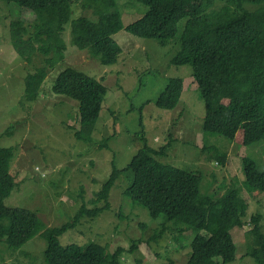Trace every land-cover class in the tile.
<instances>
[{
    "label": "rangeland",
    "instance_id": "rangeland-1",
    "mask_svg": "<svg viewBox=\"0 0 264 264\" xmlns=\"http://www.w3.org/2000/svg\"><path fill=\"white\" fill-rule=\"evenodd\" d=\"M92 4V0L73 3L71 21L62 34L67 44L65 60L49 70L39 98L30 103L25 97L26 76L41 67L46 58L37 51L35 15L16 3L0 1V148L14 149L11 173L17 183L5 204L34 212L45 225L18 250L10 251L1 243L0 264H45L43 253L51 229L73 223L83 203L92 210L113 164L119 170L126 168L145 145L155 150L168 145L166 156L158 160L200 174L204 194L220 196L231 186L237 188L248 201L249 209L246 225L232 230L237 251L236 260L230 264H257L247 255L246 233L251 227L249 218L256 214L262 216L264 231V193L246 182L242 159H253L264 171V142L244 146L242 130L233 142L204 132L206 106L192 66L172 62L181 50L180 35L185 22L179 24V34L172 41L139 38L125 27L143 17L148 8L123 0L117 3V10L124 28L113 36L123 50L116 64L102 65L88 50L73 46L71 22L80 17L98 20ZM241 4L235 5L238 18L264 5ZM223 5L217 0L208 13L216 14ZM197 66L208 69L213 65L198 61ZM66 68L84 72L107 89L91 143L79 141L74 135L80 129L78 102L52 90L56 77ZM178 78L184 81V90L177 108H158V97L171 79ZM107 139V146H102ZM218 155H226L225 166L216 158ZM129 177L123 172L115 182L109 210L95 218H80L59 236L60 243L101 248L108 259L116 248L122 247L126 250L123 264H188L195 233L186 231L179 235L168 231L158 242L151 241L166 218L154 220L147 208L125 196L132 179ZM96 206L103 207L104 203ZM214 232L215 227L210 226L201 233ZM133 241L140 244L138 250L131 252ZM218 261L213 259L208 264Z\"/></svg>",
    "mask_w": 264,
    "mask_h": 264
},
{
    "label": "trees",
    "instance_id": "trees-1",
    "mask_svg": "<svg viewBox=\"0 0 264 264\" xmlns=\"http://www.w3.org/2000/svg\"><path fill=\"white\" fill-rule=\"evenodd\" d=\"M0 1L16 3L35 15L33 28L37 51L46 58L41 67L26 76L25 97L30 103L36 102L49 70L65 60L67 44L62 34L71 21L73 3L80 0ZM119 1L123 0H92L94 7H90L98 20L80 17L71 22L73 46L88 50L105 66L116 64L123 52L113 39L124 28L117 10ZM132 1L148 8L143 17L125 27L127 32L139 38L163 43L172 41L179 34V24L185 22L180 35L181 50L172 62L177 66H192V75L206 106L204 132L233 142L237 133L243 130L244 146L264 142V5L241 18L234 14L238 9L235 5L241 7L243 2L264 3V0H218L224 5L216 14L208 12L217 0ZM198 61H206L213 66L202 69L197 66ZM52 90L56 95L78 102L80 129L74 135L79 141L91 143L107 94L106 87L84 72L66 68L56 77ZM183 90L182 79H171L158 97L157 107L174 110ZM140 122L143 126L142 120ZM108 142L109 139L102 146H107ZM167 148L168 145L155 150L145 145L126 168L119 170L113 164L109 179L96 195L94 208L89 210L83 203L73 223L51 229L43 253L44 263L123 264L126 250L122 247L116 248L108 259L101 248L88 249L75 243L62 245L59 240V236L80 218H95L110 209L111 189L123 172L132 178L125 196L147 208L154 220L160 216L166 218L151 241L158 242L168 231L179 235L193 231L195 236L188 264H208L213 259L220 260L214 264L233 263L237 247L232 230L246 225L248 201L234 186L220 196L204 194L200 174L158 160L166 156ZM218 157L225 166L226 155ZM13 159V148H0V244H5L10 251L20 249L45 228L34 212L9 208L5 204L17 186L11 173ZM242 168L248 185L264 193V171L249 157L242 159ZM102 202L103 207L96 206ZM261 220L260 214L252 215L248 222L251 227L246 233L247 255L257 264H264ZM210 226L215 227L213 234L201 233ZM139 244L140 241H133L129 251L138 250Z\"/></svg>",
    "mask_w": 264,
    "mask_h": 264
},
{
    "label": "crops",
    "instance_id": "crops-1",
    "mask_svg": "<svg viewBox=\"0 0 264 264\" xmlns=\"http://www.w3.org/2000/svg\"><path fill=\"white\" fill-rule=\"evenodd\" d=\"M238 134L241 135V134H240V131L237 133V135H238ZM243 134H244V133H243Z\"/></svg>",
    "mask_w": 264,
    "mask_h": 264
},
{
    "label": "clouds",
    "instance_id": "clouds-1",
    "mask_svg": "<svg viewBox=\"0 0 264 264\" xmlns=\"http://www.w3.org/2000/svg\"><path fill=\"white\" fill-rule=\"evenodd\" d=\"M243 131V130H242ZM151 148H153V147H151Z\"/></svg>",
    "mask_w": 264,
    "mask_h": 264
}]
</instances>
